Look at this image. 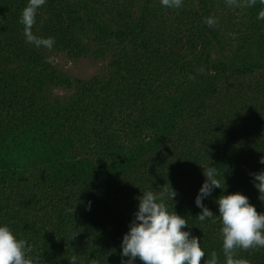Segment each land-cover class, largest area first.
Instances as JSON below:
<instances>
[{
  "label": "trees",
  "instance_id": "16d2710c",
  "mask_svg": "<svg viewBox=\"0 0 264 264\" xmlns=\"http://www.w3.org/2000/svg\"><path fill=\"white\" fill-rule=\"evenodd\" d=\"M27 4L0 0V225L33 264H121L137 198L167 188L204 259L225 264L215 199L240 192L264 212L252 176L264 171V4L46 0L32 32L51 49L26 41ZM59 57L97 68L74 76ZM210 166L221 189L200 221ZM234 257L264 264V247Z\"/></svg>",
  "mask_w": 264,
  "mask_h": 264
},
{
  "label": "clouds",
  "instance_id": "9594fccd",
  "mask_svg": "<svg viewBox=\"0 0 264 264\" xmlns=\"http://www.w3.org/2000/svg\"><path fill=\"white\" fill-rule=\"evenodd\" d=\"M257 0H248V6L255 5ZM264 4V0H259ZM46 0H28L19 22L24 26L26 41L37 47L51 49L54 46L53 37H37L32 32L37 9ZM161 4L169 8H179L182 0H161ZM257 19L264 20V10L258 13ZM211 25L212 21L208 20ZM260 164L264 165V157ZM205 181L195 198V205L201 209L197 215L200 221L214 216L213 211L203 204V200L212 195L214 189H221L217 178L219 173L215 167L203 169ZM254 186L258 189L259 199L264 198V171L253 173ZM171 187L170 199L176 196ZM169 189L161 192L145 191L137 199L139 201L134 219L129 224V230L123 235L121 242V264H135L137 258L143 264H218L216 252L204 259L205 252L200 246V238L193 236L188 229L183 216L170 212L165 203ZM218 215L222 223L221 237L225 264H248L245 259L234 257L236 248L264 247V212H258L249 202V198L240 193L219 195L215 199ZM90 210V205H89ZM31 245L23 239H17L9 226L0 225V264H33L29 256ZM71 264H76L73 257Z\"/></svg>",
  "mask_w": 264,
  "mask_h": 264
},
{
  "label": "rangeland",
  "instance_id": "374dc122",
  "mask_svg": "<svg viewBox=\"0 0 264 264\" xmlns=\"http://www.w3.org/2000/svg\"><path fill=\"white\" fill-rule=\"evenodd\" d=\"M56 64L65 69V71H68L70 74L81 77L94 74L97 68L94 63L87 62L85 60L74 63L63 57L57 58Z\"/></svg>",
  "mask_w": 264,
  "mask_h": 264
}]
</instances>
